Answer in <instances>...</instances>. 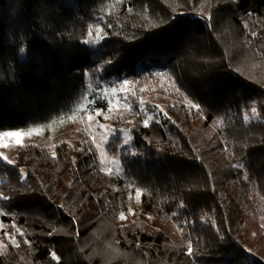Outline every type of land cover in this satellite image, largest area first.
I'll use <instances>...</instances> for the list:
<instances>
[{
  "label": "trees",
  "instance_id": "obj_1",
  "mask_svg": "<svg viewBox=\"0 0 264 264\" xmlns=\"http://www.w3.org/2000/svg\"><path fill=\"white\" fill-rule=\"evenodd\" d=\"M155 72L170 102L115 118L117 187L92 146L0 158V264H264V0H0V134Z\"/></svg>",
  "mask_w": 264,
  "mask_h": 264
},
{
  "label": "rangeland",
  "instance_id": "obj_2",
  "mask_svg": "<svg viewBox=\"0 0 264 264\" xmlns=\"http://www.w3.org/2000/svg\"><path fill=\"white\" fill-rule=\"evenodd\" d=\"M125 80L129 82L127 85L124 84ZM125 80H118L116 77L113 84H104L101 89H95L92 86L91 92L69 115L60 116L46 124L4 131L0 134V158L5 163L12 164L16 160L19 147L27 144L39 145L52 152L63 142L74 148L92 146L101 168L109 177L110 185L117 187L118 180L122 177L123 166L121 158L111 155L108 151V145L110 140L118 134L124 136L123 142L126 145L130 135L121 122V124H115V118L130 111L135 97L140 99V107L150 119L154 117L155 104H158L157 107H162L170 102L158 90L153 95L143 94L148 88L157 89L156 87L159 85H156V81H161L159 87H165V89L168 88L165 82L171 85L169 77L164 76L163 72H155L154 78L149 81ZM96 100L103 101L105 107H98ZM151 109H155L154 112ZM8 132L23 133L19 143L15 137L4 135ZM250 230L254 239V247L256 244L260 246V248L255 249V252L259 254L263 252L264 247V228L255 229L251 227ZM261 235L263 241L257 242ZM9 238L10 235L8 231H5L2 223L0 210V252L7 245ZM250 241L252 240L249 239Z\"/></svg>",
  "mask_w": 264,
  "mask_h": 264
},
{
  "label": "snow or ice",
  "instance_id": "obj_3",
  "mask_svg": "<svg viewBox=\"0 0 264 264\" xmlns=\"http://www.w3.org/2000/svg\"><path fill=\"white\" fill-rule=\"evenodd\" d=\"M128 83L129 82L127 80L124 81L125 85H127ZM252 111L255 112L256 109H252ZM89 119H91V116H89ZM4 135L5 136H9V137H15L17 139V142L19 143L20 138L23 136V133H20V132H8V133H5ZM121 218H123V215L121 216Z\"/></svg>",
  "mask_w": 264,
  "mask_h": 264
}]
</instances>
